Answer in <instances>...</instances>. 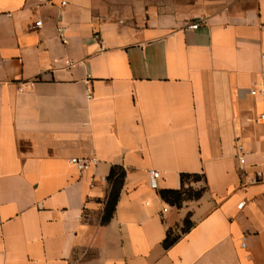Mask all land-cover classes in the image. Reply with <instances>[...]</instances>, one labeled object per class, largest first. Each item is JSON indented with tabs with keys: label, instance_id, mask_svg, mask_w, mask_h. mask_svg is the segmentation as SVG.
Wrapping results in <instances>:
<instances>
[{
	"label": "crops",
	"instance_id": "1",
	"mask_svg": "<svg viewBox=\"0 0 264 264\" xmlns=\"http://www.w3.org/2000/svg\"><path fill=\"white\" fill-rule=\"evenodd\" d=\"M173 2L0 0V264H264V0Z\"/></svg>",
	"mask_w": 264,
	"mask_h": 264
},
{
	"label": "trees",
	"instance_id": "2",
	"mask_svg": "<svg viewBox=\"0 0 264 264\" xmlns=\"http://www.w3.org/2000/svg\"><path fill=\"white\" fill-rule=\"evenodd\" d=\"M126 170L122 166H113L107 178L109 184V193L105 203L104 215L102 223L107 224L113 217L121 190L126 178ZM205 176L200 174H181L182 187L180 190H162L160 196L173 206L181 207L186 200H198L205 192V188L194 189L191 186L187 187L189 182H199L204 180ZM191 226L189 217L185 221V228L188 230ZM178 240V236H173L171 231L168 232L167 238L164 241V247L168 249Z\"/></svg>",
	"mask_w": 264,
	"mask_h": 264
},
{
	"label": "built area",
	"instance_id": "3",
	"mask_svg": "<svg viewBox=\"0 0 264 264\" xmlns=\"http://www.w3.org/2000/svg\"><path fill=\"white\" fill-rule=\"evenodd\" d=\"M62 5H66V2H62ZM43 26V23L42 21H37L35 23V26L34 28L36 29H40L42 28ZM199 25L198 24H192V25H189L188 26V29L189 30H196L198 29ZM57 35H58V38L60 39V41L62 42V44H67V37H66V29L64 27H58L57 28ZM96 38H99L98 36H96ZM264 58V56H263ZM67 65L68 66H74V62L72 61H67ZM256 91H252V94H255ZM91 94H89V98H91ZM261 118L264 120V114L261 116ZM246 152L244 151V148L239 145L237 147V158L240 162L241 165H244L245 164V161H246ZM71 163L73 165H75L77 167V169L80 171V172H83L87 167H88V164L89 162L87 160H79L77 158H74L71 160ZM96 163V162H94ZM149 174V186L152 190H158L159 189V182L162 178L161 176V173L157 170H150L148 172ZM245 203H241L239 205V208L242 209L244 207ZM243 247H246V243H243L242 244Z\"/></svg>",
	"mask_w": 264,
	"mask_h": 264
},
{
	"label": "rangeland",
	"instance_id": "4",
	"mask_svg": "<svg viewBox=\"0 0 264 264\" xmlns=\"http://www.w3.org/2000/svg\"><path fill=\"white\" fill-rule=\"evenodd\" d=\"M193 1L194 0H174V4H176L177 6L178 5H180V6H184V5H191V4H193ZM193 10H195V11H200V9H193Z\"/></svg>",
	"mask_w": 264,
	"mask_h": 264
}]
</instances>
